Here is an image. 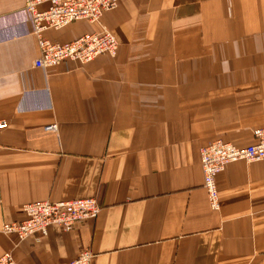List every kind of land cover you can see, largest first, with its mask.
<instances>
[{
	"label": "crops",
	"instance_id": "obj_1",
	"mask_svg": "<svg viewBox=\"0 0 264 264\" xmlns=\"http://www.w3.org/2000/svg\"><path fill=\"white\" fill-rule=\"evenodd\" d=\"M26 1L0 0V255L264 264V161L225 167L217 212L200 156L218 139L250 146L264 125V0H120L100 23L44 34L66 44L107 29L115 57L45 70ZM88 197L102 210L72 232L51 226L24 242L1 232L30 202Z\"/></svg>",
	"mask_w": 264,
	"mask_h": 264
},
{
	"label": "built area",
	"instance_id": "obj_2",
	"mask_svg": "<svg viewBox=\"0 0 264 264\" xmlns=\"http://www.w3.org/2000/svg\"><path fill=\"white\" fill-rule=\"evenodd\" d=\"M120 0H27L25 10L32 23V34L38 43L39 55L34 67L45 70L66 61L87 64L99 56L115 57L119 42L109 30L90 33L66 44L53 43L45 38L49 30H61L74 22L100 23L105 12L117 7ZM45 5L43 10L38 7ZM8 128L0 123V130ZM49 133H57L58 125L45 127ZM255 143L247 147H237L221 139L215 140L200 150L204 175L203 187L207 192L209 206L213 211L221 210V200L217 178L225 167L235 161H264V125L253 133ZM27 218L23 221L5 223L1 232L6 236H16L20 242L36 234L46 236L51 226H58L72 232L79 224L94 221L101 212V206L93 197L68 201H35L24 206ZM93 252L82 250L71 264H91ZM0 264H17L10 252L0 255Z\"/></svg>",
	"mask_w": 264,
	"mask_h": 264
}]
</instances>
